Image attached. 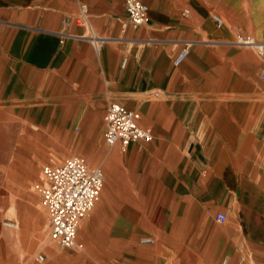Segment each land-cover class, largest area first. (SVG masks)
<instances>
[{"label":"crops","instance_id":"1","mask_svg":"<svg viewBox=\"0 0 264 264\" xmlns=\"http://www.w3.org/2000/svg\"><path fill=\"white\" fill-rule=\"evenodd\" d=\"M142 1L149 6L148 20L135 26L125 0H0V96L20 97L30 73L62 70L68 78L82 71L84 79L76 75L68 81L89 90L96 85L98 91L92 98L63 102L59 117L72 121L67 128L76 123L79 128L82 118H91L82 112L84 105L105 110L103 125L96 133L100 144L87 146L80 131L73 130L72 153L63 160L58 152V156H47L49 162L42 165L34 184L38 196H34L40 200L36 187L45 181L43 168L71 156L83 157L92 167L101 166L105 185L106 162L101 163L100 157L92 165L84 151H93V159L107 150L104 117L107 105L119 102L141 113L140 125L150 128L154 138L132 142L126 148L108 145V150L113 149L108 163L110 179L115 178L105 191L109 202L115 193L114 165H124L126 155V167L132 159L149 154L162 167L178 169L179 192L173 209L152 223L129 207L117 212L114 200L111 206L98 208L100 195L79 225L83 250L91 241V229L103 225L113 245L118 240L128 246L145 237L155 240L151 234L160 231L164 242L171 241L172 250L160 252L169 264H187V255L195 258L191 264H221L226 257L228 264H247L248 260L264 264L263 57L244 42L264 41V0ZM81 3L88 6L94 31L105 37L100 46L93 48L77 34L80 29L75 21ZM214 14L222 18L221 25ZM183 50L186 54L177 61ZM50 81L49 87L56 86ZM72 103L78 106L74 109ZM32 159L38 163L37 158ZM43 208L50 232V219ZM218 212L227 215L226 222L215 219ZM228 213L234 216L235 225L227 224ZM31 231L26 227L22 242L13 246L20 253L16 254L19 263L27 260L33 264L37 247L33 237L32 250ZM85 231L90 233L87 240L81 235ZM153 243L141 242L144 246ZM208 254L212 259L205 260Z\"/></svg>","mask_w":264,"mask_h":264},{"label":"rangeland","instance_id":"2","mask_svg":"<svg viewBox=\"0 0 264 264\" xmlns=\"http://www.w3.org/2000/svg\"><path fill=\"white\" fill-rule=\"evenodd\" d=\"M78 23L75 21L76 27L80 29L77 34L81 37L85 31L83 26ZM95 33L100 34L96 29ZM88 44L93 48L95 46L89 40ZM30 75L31 79L24 81V92L20 97L4 98L0 96V264H29L27 260L18 262L16 255L18 252L13 247L19 241L22 242L26 227L32 228L30 232L32 238L29 239L32 240V250L35 248L36 239L37 250L32 257L33 264H169L164 254L160 252L163 250L170 252L172 250L171 241L168 243L165 241V243L160 231L148 233L155 236V242L146 246L141 244V239L137 240L134 246L132 244L128 246L124 240H118L117 244L113 245L110 234L103 225L104 228L97 226L96 231H94L95 227L91 229V241L86 243L85 250L60 249L57 246L59 251L55 245L50 243L45 210L41 201L37 199L38 197L34 196H38L34 184L39 178L41 167L44 163L49 162L48 155L53 156L56 153L55 156H58V152L63 160L72 153L73 130L80 131L81 138L86 143L88 142L87 146L91 142L100 144L96 133L103 125L105 110L98 111L95 106L86 104L82 100L83 105L86 104L82 108V112L91 118H82L79 121V128L78 123L71 124L70 128H67V122L71 120L64 121L59 117L63 102H73L86 97L92 98L94 92L98 91V86L94 85L90 91L80 85L75 87L72 82L68 81L69 78L70 81L74 80L76 75L84 79L85 75L82 77V71H75L68 78L63 75L62 70L30 73ZM52 79L56 86L49 87L47 81ZM72 104L74 109L78 106V103ZM47 116L50 119H47ZM43 122H46V127L42 125ZM41 127L45 130L42 131ZM101 136L102 141H105L104 130ZM97 148L99 149L98 146ZM106 148L107 150H103L93 159L91 158L94 155L93 151H84L92 165L97 164L100 157L101 163L106 162L103 166L106 171V183L104 190L101 191L102 194H100L101 202L98 208L109 207L114 200L113 209L117 212L129 207L138 211L141 217L150 223L173 209L175 195L179 192V179L177 180L178 174H176L178 169L162 167L154 159L155 155L149 156V154L132 159L127 167L126 155L124 165L118 163L114 165L115 193L114 199L109 202L110 199L105 191L110 187V182H115V178L110 179L108 168L109 154L113 149L108 150L109 146L105 144ZM32 158L38 159V165ZM228 215L227 224L235 225L234 216L231 213ZM5 219L15 220L17 228L9 229L3 226L2 223ZM81 235L87 240L90 233L85 231ZM186 244L189 245L188 241ZM6 245L12 250H8ZM208 250L209 252L213 251L210 247ZM37 254L45 255L46 259L41 262L38 260ZM208 257L211 256L208 254L204 259L206 260ZM186 259L187 264H191V259L195 260L190 255H187ZM225 259L228 260V257ZM170 264H176V262L173 261ZM211 264H220V262L212 261ZM247 264H253L252 260H248Z\"/></svg>","mask_w":264,"mask_h":264},{"label":"built area","instance_id":"3","mask_svg":"<svg viewBox=\"0 0 264 264\" xmlns=\"http://www.w3.org/2000/svg\"><path fill=\"white\" fill-rule=\"evenodd\" d=\"M125 7L130 21L135 26L147 22L149 6L142 0H125ZM213 18L219 25L222 24L220 15L214 14ZM76 21L86 31L82 38L85 37L95 46L105 40V37L93 30L86 3L80 4ZM253 41L244 40L263 57L261 79L264 80V41L257 43ZM186 52L187 50H183L177 61H180ZM126 61L127 59H124L123 65ZM104 119L105 139L109 146L120 144L122 148H126L132 142H147L154 138L150 128L140 125L141 113L119 102L109 103ZM43 174L45 181L39 183L36 188L50 219V239L64 248L83 250L84 244L78 239V229L80 222L93 209L100 197L105 180L103 169L101 166H90L83 157L71 156L60 164L46 165ZM215 219L224 223L227 221V215L218 212ZM2 224L10 229L17 227L13 219H5ZM154 241L153 237L141 240L142 243ZM37 258L43 261L45 256L39 254ZM221 264H228L227 259L222 260Z\"/></svg>","mask_w":264,"mask_h":264},{"label":"bare ground","instance_id":"4","mask_svg":"<svg viewBox=\"0 0 264 264\" xmlns=\"http://www.w3.org/2000/svg\"><path fill=\"white\" fill-rule=\"evenodd\" d=\"M94 30V29H93ZM254 43H257V42H261V41H257V40H254L253 41ZM99 48V47H98ZM153 137H154V135H153ZM92 158V157H91ZM224 260V259H223Z\"/></svg>","mask_w":264,"mask_h":264}]
</instances>
